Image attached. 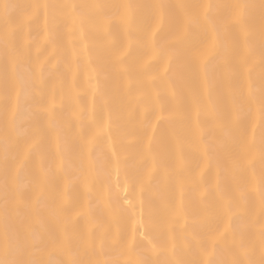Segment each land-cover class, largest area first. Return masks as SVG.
<instances>
[{"label": "bare ground", "instance_id": "6f19581e", "mask_svg": "<svg viewBox=\"0 0 264 264\" xmlns=\"http://www.w3.org/2000/svg\"><path fill=\"white\" fill-rule=\"evenodd\" d=\"M65 2L0 0V259L264 264V0Z\"/></svg>", "mask_w": 264, "mask_h": 264}, {"label": "snow or ice", "instance_id": "6c2138e0", "mask_svg": "<svg viewBox=\"0 0 264 264\" xmlns=\"http://www.w3.org/2000/svg\"><path fill=\"white\" fill-rule=\"evenodd\" d=\"M43 7L44 9V26H43V34L40 36V41H41V45L43 43H47V42H50V38H51V34L49 32V29H48V5L47 4H44V5H36L34 6V13L39 9ZM60 7L62 8H65L66 11L64 13H62L61 15L63 16L64 19H66L67 21V31L69 32V34H71L72 32H74L75 30L77 29H80L82 31V27L81 25L83 24V21L85 20L86 16L89 14L87 13L86 11H84V7L85 6H79L82 10L81 11H77V8H78V5L75 4V3H71V2H68V0H66V2L63 4V5H60ZM101 6L100 5H96L95 6V9H99ZM126 13L123 14L121 16V19H124L126 20ZM157 28L159 27V25L156 26ZM156 29L154 28L153 31H155ZM71 35L69 36V39H71ZM149 39L151 40V37H149ZM39 47V46H38ZM55 49L53 48V51ZM212 52H213V45L212 44H209L208 47L200 50V51H197V52H194L192 53V58L198 62V64L201 66V76L204 77L203 79V88H204V93H205V98L207 99V89H208V81H207V78L203 72V66L205 65V63L207 62L209 56L212 55ZM179 55H182V53H177ZM46 59V58H45ZM149 59H151V57H149ZM145 63H147V61H145ZM164 71H167V66H165V69ZM187 74L190 75V76H194L196 73H195V69L192 68V67H187ZM154 77H149V79H153ZM169 91H171V89H169ZM261 109H264V101L261 102L260 106H259ZM202 108H205V105L202 104L200 102V100L197 98L196 100V104H195V109H196V114H199V112L201 111ZM213 109V106L211 104V101L208 102L207 106H206V110L207 111H212ZM15 110V108H13V111ZM45 111H47L49 113V125H51V111H52V103H49V105L47 106V108L45 109ZM176 114L175 113H169V119H171L173 116H175ZM237 113H234V117H237ZM8 119L9 121L11 120V113L8 115ZM157 120L160 119V116H157L156 117ZM155 125H153L154 127ZM215 127L218 129V130H221V131H224L225 128H226V125L224 124H221V123H217L215 125ZM225 134H227L225 132ZM32 145H29V147H31ZM7 152H8V144L7 142L5 141V144H4V153L5 155H7ZM21 160L23 159V157L20 158ZM19 164H17V169L19 168ZM151 169H149L147 171V173H145L143 176H141L138 180V186L139 188L142 190L144 185L146 183L149 182L150 178H151ZM13 183H14V186L17 188V190H20L24 187V185L20 184L18 181H16L15 179V174H13ZM125 203L128 204L130 203L129 201L125 200ZM173 217L175 216H178L180 215V209L177 208L173 213H172ZM153 250H155L153 248ZM0 264H8V261L7 260H4V259H0Z\"/></svg>", "mask_w": 264, "mask_h": 264}]
</instances>
